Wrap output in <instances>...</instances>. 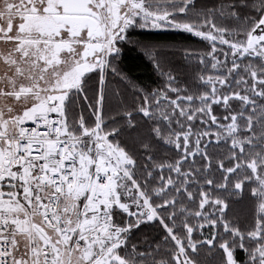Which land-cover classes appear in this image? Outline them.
Instances as JSON below:
<instances>
[{"label": "snow or ice", "instance_id": "snow-or-ice-1", "mask_svg": "<svg viewBox=\"0 0 264 264\" xmlns=\"http://www.w3.org/2000/svg\"><path fill=\"white\" fill-rule=\"evenodd\" d=\"M0 264H264V0H0Z\"/></svg>", "mask_w": 264, "mask_h": 264}, {"label": "trees", "instance_id": "trees-1", "mask_svg": "<svg viewBox=\"0 0 264 264\" xmlns=\"http://www.w3.org/2000/svg\"><path fill=\"white\" fill-rule=\"evenodd\" d=\"M205 3H212L213 0H203ZM131 40L139 42L128 44L122 57L121 67L125 73L138 86L146 90H152L161 85V78L156 73L149 61L142 55L144 45H154L158 51L163 53V59L175 67L183 68L184 61L181 53L184 49H204L206 45L198 38L176 30H145L139 29L132 33ZM234 211L243 221L250 212V205L247 200H242L235 205ZM161 230L157 226H142V231H137L136 239L159 238Z\"/></svg>", "mask_w": 264, "mask_h": 264}]
</instances>
